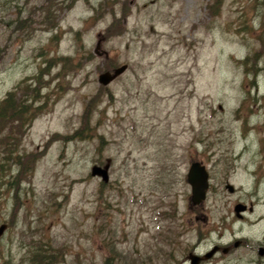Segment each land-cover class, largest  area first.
I'll return each instance as SVG.
<instances>
[{
    "label": "rangeland",
    "instance_id": "rangeland-1",
    "mask_svg": "<svg viewBox=\"0 0 264 264\" xmlns=\"http://www.w3.org/2000/svg\"><path fill=\"white\" fill-rule=\"evenodd\" d=\"M54 2L49 19L48 0H0V102L14 92L28 104L26 88L39 90L37 117L2 136L23 159L0 154V264H33L37 252L58 264H188L236 240L201 264H257L264 0ZM190 158L209 175L198 207ZM107 163L108 182L90 175ZM237 204L253 212L239 220Z\"/></svg>",
    "mask_w": 264,
    "mask_h": 264
},
{
    "label": "water",
    "instance_id": "water-1",
    "mask_svg": "<svg viewBox=\"0 0 264 264\" xmlns=\"http://www.w3.org/2000/svg\"><path fill=\"white\" fill-rule=\"evenodd\" d=\"M101 34L97 36V41L96 45L94 48V54L97 55V51L100 49L102 43H103V38H101ZM103 54H100L98 56L104 55V59L108 58L107 52L103 51ZM127 69L126 65H122L120 67H117L113 69L111 72L106 71L98 75V83L102 86H107L111 82H113L117 77H119L121 74L125 72ZM108 168L109 164L107 163L103 168L99 166H93L90 172V175L92 177H98L100 178L103 182H108ZM186 181L190 185L191 188V195L189 197V204L191 206L197 207L202 204V202L205 200L206 193L208 190V174L205 169V166L200 164L199 162H194L190 165L188 173L186 175ZM226 189L229 193L234 192V188L231 185H226ZM247 210V207L242 204H237L233 207V212L235 217L241 219L242 218V213H244ZM249 212L253 211V207L248 208ZM7 226L5 224L0 225V237L3 236L4 232L6 231ZM240 245V242H236L233 247H238ZM218 250H222L223 254H226L230 248H219V247H214L211 249L208 253H206L203 257H198L196 255L190 254L187 259L189 260L190 264H199L200 261L202 260H209L211 259ZM264 249L260 248L259 250V255L262 256Z\"/></svg>",
    "mask_w": 264,
    "mask_h": 264
},
{
    "label": "trees",
    "instance_id": "trees-1",
    "mask_svg": "<svg viewBox=\"0 0 264 264\" xmlns=\"http://www.w3.org/2000/svg\"><path fill=\"white\" fill-rule=\"evenodd\" d=\"M50 2V6L47 9L46 16L49 19H53V11L51 10V7L55 4L54 1L58 2V5L62 6L64 5V2H68L69 5H66V9H69L72 4L76 0H48ZM114 69V68H113ZM106 71H111V69H106ZM21 86V85H19ZM20 87L14 88V90H18ZM13 90V91H14ZM27 90V93L25 94V101L29 102L28 104H25L24 101H21L19 103L14 102L15 94L14 92L8 93L5 99H3L0 102V150L2 155H4L5 158H9L10 156H14L16 158V163H21L18 152V143L9 138H3V132L7 129V124H18L20 127L29 126L31 122L37 117V109H32L31 104L39 102L37 99L39 96V90L30 89ZM4 139V140H3ZM20 174H24L25 171H19ZM10 184H13L12 187L16 186V180H12ZM46 253V252H45ZM33 264L36 262L38 264H58L59 259L57 257H54L50 254H41L40 252H37L36 257L33 259Z\"/></svg>",
    "mask_w": 264,
    "mask_h": 264
},
{
    "label": "flooded vegetation",
    "instance_id": "flooded-vegetation-1",
    "mask_svg": "<svg viewBox=\"0 0 264 264\" xmlns=\"http://www.w3.org/2000/svg\"><path fill=\"white\" fill-rule=\"evenodd\" d=\"M101 38H103V43H104V42H105V37H104V36H101ZM103 43H102L100 49L97 51V55L103 54L102 52L105 51V50L103 49ZM108 55H109V54H108ZM97 57L103 60V58H101L100 56H97ZM110 59H111V57H110V55H109L108 60H103V61H102V66L105 67L106 65H108L109 62H110ZM253 129H254V127H253ZM194 162H199L200 164H202L203 166H205V165L202 163V161H199V160H197L196 158H190V164H191V163H194ZM205 169H206V166H205ZM206 171H207V170H206ZM207 174H208V172H207ZM208 181H209V175H208ZM246 213H249V212L247 211V212L242 213V218H241V219L244 218V214H246ZM241 219H239V220H241ZM236 242H240V245H239L238 247L235 248V247H233V245H234ZM243 244H244V241H242V240H236V241H234V243H232V244H228L227 246H223V247H222V246H216V247H219V248L222 247L221 249H223V248H230V250L226 253V254H230V253L235 252L236 250L240 249V248L242 247ZM214 247H215V246H214ZM260 248L264 249V240H263V242L258 243L257 246H256V248L253 249V251L256 252L257 256L259 257V258L256 259L257 264H264V251H263V253H262V256H260V255H259V250H260ZM217 253H221V254H223V253H222V250H218ZM217 253H216V254H217ZM190 254L196 255V256H198V257H203V256L205 255V254H204V255H198V254H194V253H189V255H190ZM216 254H215V255H216ZM226 254H223V255H226ZM189 255H188V256H189ZM215 255H214V256H215ZM188 256L185 257V259L182 261V263H188V264H190V263H189V260L187 259ZM214 256H213V257H214ZM213 257H212V258H213ZM203 261H207V260H202V261L199 262V264H201Z\"/></svg>",
    "mask_w": 264,
    "mask_h": 264
},
{
    "label": "bare ground",
    "instance_id": "bare-ground-1",
    "mask_svg": "<svg viewBox=\"0 0 264 264\" xmlns=\"http://www.w3.org/2000/svg\"><path fill=\"white\" fill-rule=\"evenodd\" d=\"M121 66H122V65H121ZM126 66H127V65H126ZM119 67H120V66H119ZM116 68H117V67H116ZM114 69H115V68H114ZM112 70H113V69H112ZM112 70H111V71H112ZM126 70H127V69H126ZM126 70H125V71H126ZM111 71H109V72H111ZM105 72H106V71H105ZM100 74H101V73H100ZM100 74H99V75H100ZM121 75H122V74H121ZM121 75H120V76H121ZM117 78H118V77H117ZM117 78H116V79H117ZM101 86H102V85H101ZM245 206H246V205H245ZM246 207H247V206H246ZM250 207H252V206H250ZM248 208H249V206L247 207V210H246L245 212L248 211ZM248 212H249V211H248ZM249 213H251V212H249ZM238 219H239V218H238ZM1 225H2V224H1ZM5 225H6V224H5ZM6 226H7V225H6ZM215 247H216V246H215ZM213 248H214V247H213ZM213 248H212V249H213ZM221 248H222V247H221ZM207 253H208V252H207Z\"/></svg>",
    "mask_w": 264,
    "mask_h": 264
}]
</instances>
